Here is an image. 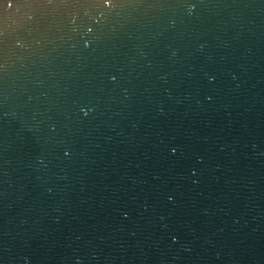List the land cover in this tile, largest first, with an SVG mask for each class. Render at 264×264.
Segmentation results:
<instances>
[{
	"label": "water",
	"instance_id": "1",
	"mask_svg": "<svg viewBox=\"0 0 264 264\" xmlns=\"http://www.w3.org/2000/svg\"><path fill=\"white\" fill-rule=\"evenodd\" d=\"M0 264H264V0H0Z\"/></svg>",
	"mask_w": 264,
	"mask_h": 264
}]
</instances>
